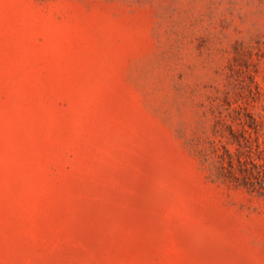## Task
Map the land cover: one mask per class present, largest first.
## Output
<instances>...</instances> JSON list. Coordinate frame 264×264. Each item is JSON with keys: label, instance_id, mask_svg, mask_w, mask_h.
<instances>
[{"label": "rangeland", "instance_id": "374dc122", "mask_svg": "<svg viewBox=\"0 0 264 264\" xmlns=\"http://www.w3.org/2000/svg\"><path fill=\"white\" fill-rule=\"evenodd\" d=\"M229 126L264 171V0H0V264H264Z\"/></svg>", "mask_w": 264, "mask_h": 264}, {"label": "trees", "instance_id": "16d2710c", "mask_svg": "<svg viewBox=\"0 0 264 264\" xmlns=\"http://www.w3.org/2000/svg\"><path fill=\"white\" fill-rule=\"evenodd\" d=\"M249 118L254 120L251 115L246 114L245 118ZM238 120H243V117L237 114ZM230 133L232 135V139L234 143H237L240 148L237 149V153L231 152L230 150L225 149V155H221V165L219 168L218 178L222 180L224 183H232L237 186H246V177L253 178L256 182H251L250 190L252 192H259L264 196V171H260V168L263 166L260 164H253L255 171H248L245 176V171L241 168L242 164H244L241 152V138L244 139L249 134L247 129L244 127L240 132L235 131L232 126H229ZM241 137V138H240ZM227 156V157H226ZM246 162V161H245Z\"/></svg>", "mask_w": 264, "mask_h": 264}]
</instances>
